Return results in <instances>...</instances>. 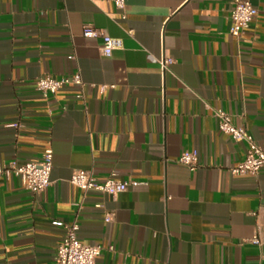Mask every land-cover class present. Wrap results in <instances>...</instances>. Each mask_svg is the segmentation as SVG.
Here are the masks:
<instances>
[{"label": "crops", "instance_id": "0c3cea01", "mask_svg": "<svg viewBox=\"0 0 264 264\" xmlns=\"http://www.w3.org/2000/svg\"><path fill=\"white\" fill-rule=\"evenodd\" d=\"M252 1L236 37L233 0H0V164L54 151L43 192L0 179V264H58L73 223L103 246L96 264H264V168L232 173L248 145L214 114L264 147V0ZM103 34L123 47L102 55ZM77 73L82 84L48 97L36 88ZM191 150L193 170L178 161ZM78 169L138 184L85 192L70 181Z\"/></svg>", "mask_w": 264, "mask_h": 264}, {"label": "built area", "instance_id": "2783aa9c", "mask_svg": "<svg viewBox=\"0 0 264 264\" xmlns=\"http://www.w3.org/2000/svg\"><path fill=\"white\" fill-rule=\"evenodd\" d=\"M115 7L124 10L126 0H112ZM258 13L257 7L252 0H233L231 10L232 27L231 33L240 37L242 33L249 27ZM126 15H123L125 17ZM87 37L96 36L97 29L92 25H86L83 31ZM123 47L121 38L112 37L103 34V44L101 45V53L104 56H110L114 50ZM173 62V58L164 57L161 60L163 69L168 70ZM67 83L82 84L80 74H73L64 77H53L46 75L39 77L36 81V88L43 96L48 97L49 94L55 93L60 87ZM215 116L219 119V129L223 133L229 134L236 141H244L248 148L245 157L233 165L230 170L236 175L241 174H258L264 168V147L261 146L253 134L244 126L238 125L233 117L218 109ZM54 151L51 146L47 147L39 160L28 161L22 164L10 163L8 165L0 164V179L10 174L19 177L25 188L34 193L43 192L51 184V173L53 170ZM178 161L190 169L199 166V153L197 150L184 151L181 153ZM71 183L77 185L85 192H98L105 195L117 196L125 192L131 185H136V181H127L120 178L117 171L103 180L98 179L92 170L78 169L70 178ZM106 219H111V214L106 215ZM56 224H62L56 221ZM260 241L258 237L255 238ZM103 246L100 243H84L79 237V225L73 223L66 225V234L58 247V264H96Z\"/></svg>", "mask_w": 264, "mask_h": 264}]
</instances>
